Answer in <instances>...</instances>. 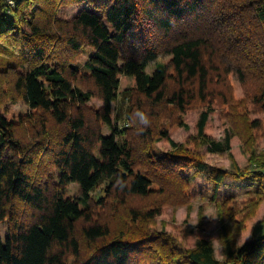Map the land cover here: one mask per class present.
Returning <instances> with one entry per match:
<instances>
[{"label": "trees", "instance_id": "trees-1", "mask_svg": "<svg viewBox=\"0 0 264 264\" xmlns=\"http://www.w3.org/2000/svg\"><path fill=\"white\" fill-rule=\"evenodd\" d=\"M68 7L78 11L67 17ZM0 55V264H264V223L239 244L243 228L233 221L264 201V152L225 169L197 149L231 151L233 131L221 140L207 131L215 111L237 110L252 141L262 135L251 115L264 112V0H0ZM17 98L28 107L19 116ZM93 98L102 101L97 110L88 106ZM127 100L129 110L138 105L137 122L121 114ZM145 100L152 109L176 107L174 127L187 126L194 100L205 103L195 150L166 129L158 139L172 149L150 148V123L138 138L136 123L152 113ZM198 176L210 185L199 194L216 208L222 259L208 235L189 246L191 228L184 242L152 228L167 206L191 210L186 189ZM228 178L248 182L247 202L221 192ZM70 183L78 186L73 196ZM134 196L148 202L133 204Z\"/></svg>", "mask_w": 264, "mask_h": 264}, {"label": "rangeland", "instance_id": "rangeland-1", "mask_svg": "<svg viewBox=\"0 0 264 264\" xmlns=\"http://www.w3.org/2000/svg\"><path fill=\"white\" fill-rule=\"evenodd\" d=\"M78 11L77 7H68L64 11V15L67 17H72ZM160 61H167V58H159ZM4 61V58L0 55V63ZM151 70V69H149ZM81 75V73H80ZM6 76L0 75V85H3L5 82ZM229 82L232 85V93L236 99H239L243 96V90L240 85V81L238 80L235 74H232L229 77ZM128 80L122 78L121 81V89L124 90L126 85L128 84ZM133 84V82H130ZM223 90H227V87L223 85L221 87ZM229 92V90H227ZM142 99H145L144 97ZM131 102L138 101V96H134L130 99ZM236 102V101H235ZM144 107H148V112H152L149 115L148 121L143 123H136L139 127L137 130V137L143 140V129L146 128V125L150 123L152 128V139L150 144V148H157L163 152L172 149V146L168 141L163 138H160L161 130H168L169 135L172 139H174L178 143L186 144L190 150H195L197 147L195 140V127L198 117V112L204 107L203 102L200 100H194L188 107H191V114H188L185 118L187 126L183 127H174L178 119L181 117V112L176 107H170L168 104H161L153 109L150 106V103L145 100ZM8 104V103H7ZM129 100L127 102L121 101L120 108L121 114L126 118L128 113L132 112L133 121L137 122L138 119V105L134 106L131 110H129ZM102 105V101L99 98H93L89 107L93 110H97ZM28 110L27 105L22 101L21 98H17V102L13 106L14 115L19 116L20 113ZM253 118H260L262 121V135L260 139H256L255 142L252 141L251 129H247L245 126V120L243 117L238 115L237 110L233 114H226L221 111H215L212 113L209 119L208 133L218 139L221 140L225 136L226 129L233 131L235 133L232 141H231V151L229 154H217V153H209L204 148V145H200L197 147L199 151L204 153V159L213 166L222 167L225 169H232L234 165L232 164L235 161L241 168L248 166L249 156L254 152L255 154H260L264 152V112L257 113L256 115H251ZM120 120V124H124L126 122L124 120ZM244 126V127H243ZM23 126L17 127V132L20 134L23 130ZM105 134L109 133L108 128H104ZM239 135H237V134ZM157 138V139H156ZM140 141V140H138ZM137 146H141L140 142H137ZM247 146V148H245ZM246 149V150H245ZM226 182L229 184L228 186L222 187V193H235L237 194L236 203L240 204L242 202H247L248 196L245 192V185L248 182H238L234 181L231 178H228ZM210 185L206 181L203 176H198L194 182H192L191 186L186 189L187 195L193 196V205L191 210L187 207H171L167 206L165 212L161 215L157 216L154 225L152 228L156 229H165L169 231L171 234L176 236L180 242H184V233L189 228L193 229L191 233H189L187 238V245L192 246L195 240L201 235H208L213 239L216 255L219 259H222V244L219 240L218 235V217L215 206L208 200H204L199 193L207 194L209 191ZM78 192V186L75 183H70L68 185V195L73 196ZM101 191L98 189L93 192L95 197L99 196ZM131 203L137 205H145L148 200L144 199L140 196H134L129 199ZM204 205L203 209L200 207ZM240 207H242L240 205ZM232 215V212H230ZM233 221H235V226L243 228L239 237L237 238V242L239 244H244L245 242L251 239L252 229L254 226L261 222L264 223V201L260 203L254 210H252V206H247L240 209L233 215ZM118 222V223H117ZM116 223L119 224V221ZM5 226V225H4ZM1 225L0 230L2 233L6 232V227ZM203 227V232H201V228Z\"/></svg>", "mask_w": 264, "mask_h": 264}, {"label": "built area", "instance_id": "built-area-1", "mask_svg": "<svg viewBox=\"0 0 264 264\" xmlns=\"http://www.w3.org/2000/svg\"><path fill=\"white\" fill-rule=\"evenodd\" d=\"M7 2L10 4V5H13L15 0H7Z\"/></svg>", "mask_w": 264, "mask_h": 264}]
</instances>
